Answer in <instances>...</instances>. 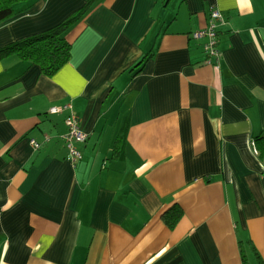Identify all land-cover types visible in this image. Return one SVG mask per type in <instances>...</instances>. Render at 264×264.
<instances>
[{
	"label": "crops",
	"instance_id": "obj_1",
	"mask_svg": "<svg viewBox=\"0 0 264 264\" xmlns=\"http://www.w3.org/2000/svg\"><path fill=\"white\" fill-rule=\"evenodd\" d=\"M88 1L17 4L0 48ZM214 9L217 66L191 37ZM64 36L53 77L0 59V264L264 261V0H95ZM66 104L87 135L75 164L67 112L49 113Z\"/></svg>",
	"mask_w": 264,
	"mask_h": 264
},
{
	"label": "trees",
	"instance_id": "obj_2",
	"mask_svg": "<svg viewBox=\"0 0 264 264\" xmlns=\"http://www.w3.org/2000/svg\"><path fill=\"white\" fill-rule=\"evenodd\" d=\"M31 0H0V24L15 14V6L19 3ZM95 0H89L87 4L71 15L60 25L45 32L23 38L0 48V59L9 55H15L23 61L38 65L43 75L53 77L63 68L71 57V44L64 36L65 31L77 23L91 9ZM122 138L115 142L113 156L120 152L118 144ZM259 159L264 163V137L259 136L253 141ZM183 216L182 208L175 204L162 214L164 223L173 229ZM259 259V264L264 261Z\"/></svg>",
	"mask_w": 264,
	"mask_h": 264
},
{
	"label": "built area",
	"instance_id": "obj_3",
	"mask_svg": "<svg viewBox=\"0 0 264 264\" xmlns=\"http://www.w3.org/2000/svg\"><path fill=\"white\" fill-rule=\"evenodd\" d=\"M225 22L219 10H212L210 14L209 24L206 28L197 30L191 34L194 40H205L203 43L204 53L206 55V62L210 65H218L220 59V51L218 49V28ZM67 112L64 123L67 128L65 135V145L68 152L67 160L75 164L82 159L81 151L78 148L79 144H83L87 135L82 130L81 121L74 113L70 104L63 106H53L49 109L50 114H59ZM31 144L37 149L39 145L36 141L31 140ZM253 150L256 153L254 143L252 144Z\"/></svg>",
	"mask_w": 264,
	"mask_h": 264
}]
</instances>
